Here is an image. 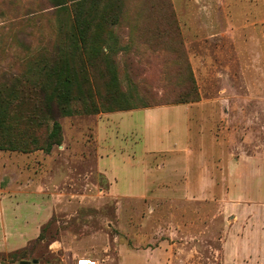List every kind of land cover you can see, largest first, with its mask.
<instances>
[{
	"label": "rangeland",
	"instance_id": "374dc122",
	"mask_svg": "<svg viewBox=\"0 0 264 264\" xmlns=\"http://www.w3.org/2000/svg\"><path fill=\"white\" fill-rule=\"evenodd\" d=\"M73 4L0 0V264H222L229 154L232 190L264 192V0L86 2L111 33L88 36L92 95L47 146L51 120L19 89L50 82Z\"/></svg>",
	"mask_w": 264,
	"mask_h": 264
},
{
	"label": "trees",
	"instance_id": "16d2710c",
	"mask_svg": "<svg viewBox=\"0 0 264 264\" xmlns=\"http://www.w3.org/2000/svg\"><path fill=\"white\" fill-rule=\"evenodd\" d=\"M67 1V0H65ZM73 4V29L69 34L68 43L69 50L62 55L53 57L47 66H44L45 75L51 79L49 83H35L33 89L23 88L19 89L22 93L21 98H24L27 93H33L38 99L35 109L43 114L49 116L51 120L50 130L48 132L46 142L48 144H58L60 142V125L56 120V115H69L73 113L71 101L84 99V97H91V88L88 85L87 68L91 65L89 57L84 58L83 52L88 47L89 35L94 31L100 29L111 33L109 29L97 22H93L90 15V8H85V3L89 0H71ZM112 23L111 25H115ZM94 34V33H92ZM83 85H85L83 87ZM31 91V92H30ZM189 91L191 96L187 101L197 99V91L193 84L190 85ZM9 92L6 89L0 88V127L4 124V118L7 108L12 104L8 98ZM162 104H168L163 102ZM160 104V105H162ZM89 109V108H88ZM90 109L97 111V105L91 101ZM32 115L28 116L31 120ZM44 228L39 231L37 239H43ZM35 248L34 243L28 247L21 248L20 251H13L10 253V258L28 254Z\"/></svg>",
	"mask_w": 264,
	"mask_h": 264
},
{
	"label": "crops",
	"instance_id": "0c3cea01",
	"mask_svg": "<svg viewBox=\"0 0 264 264\" xmlns=\"http://www.w3.org/2000/svg\"><path fill=\"white\" fill-rule=\"evenodd\" d=\"M186 137L188 140V133ZM241 158L250 163L253 156L241 151ZM239 159H232L229 154L225 162L229 187L224 194L223 207L229 217V224L222 237V264H264V192L260 196H250L236 194L232 190L231 185H234L235 177L239 176ZM260 161L264 163V155ZM101 173L108 179L105 172Z\"/></svg>",
	"mask_w": 264,
	"mask_h": 264
},
{
	"label": "built area",
	"instance_id": "2783aa9c",
	"mask_svg": "<svg viewBox=\"0 0 264 264\" xmlns=\"http://www.w3.org/2000/svg\"><path fill=\"white\" fill-rule=\"evenodd\" d=\"M78 264H97V262L94 259L81 257L78 260Z\"/></svg>",
	"mask_w": 264,
	"mask_h": 264
},
{
	"label": "water",
	"instance_id": "95a60500",
	"mask_svg": "<svg viewBox=\"0 0 264 264\" xmlns=\"http://www.w3.org/2000/svg\"><path fill=\"white\" fill-rule=\"evenodd\" d=\"M24 263H25V264H26V263L28 264V261H25Z\"/></svg>",
	"mask_w": 264,
	"mask_h": 264
}]
</instances>
